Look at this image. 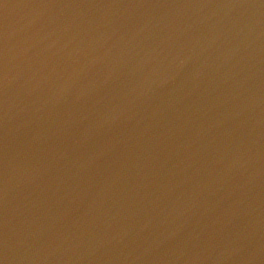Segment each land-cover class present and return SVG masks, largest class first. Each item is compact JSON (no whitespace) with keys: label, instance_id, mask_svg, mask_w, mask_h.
Wrapping results in <instances>:
<instances>
[{"label":"water","instance_id":"95a60500","mask_svg":"<svg viewBox=\"0 0 264 264\" xmlns=\"http://www.w3.org/2000/svg\"><path fill=\"white\" fill-rule=\"evenodd\" d=\"M0 264H264V0H0Z\"/></svg>","mask_w":264,"mask_h":264}]
</instances>
